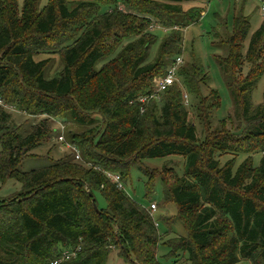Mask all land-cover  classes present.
<instances>
[{
	"label": "trees",
	"instance_id": "trees-1",
	"mask_svg": "<svg viewBox=\"0 0 264 264\" xmlns=\"http://www.w3.org/2000/svg\"><path fill=\"white\" fill-rule=\"evenodd\" d=\"M210 1L49 0L40 11L38 0H24L21 8L18 0H0V190L9 182L20 185L0 197V264H107L113 246L131 264H163L161 247L169 248L164 264H264V102L256 106L252 99L264 75V22L246 49L251 24L244 13L248 0H240L228 39L213 35L215 46L227 48L215 61L242 131L199 141L188 119V95L201 97L198 119L207 131L208 108L218 105L202 98L200 86L209 79L197 62L179 68L182 87L176 81L156 94L146 84L165 77L182 57L185 30L206 10L185 6ZM156 44L158 56L147 63ZM59 48L64 67L48 79L47 61L35 57ZM10 109L45 119L23 135ZM57 119L79 127L71 144L82 160L70 153L22 172L21 163L50 141ZM257 153L263 157L255 167ZM225 155L247 158L235 170V158L221 165ZM169 156L184 158L182 177L168 166L161 175L143 166ZM134 166L150 182L163 178L164 201L176 204L186 236L165 242L173 232L160 235L150 211L128 195ZM107 173L119 175L125 189ZM89 192L95 202L97 194L105 201L100 213ZM77 249L76 257L62 260L65 250Z\"/></svg>",
	"mask_w": 264,
	"mask_h": 264
},
{
	"label": "rangeland",
	"instance_id": "rangeland-1",
	"mask_svg": "<svg viewBox=\"0 0 264 264\" xmlns=\"http://www.w3.org/2000/svg\"><path fill=\"white\" fill-rule=\"evenodd\" d=\"M24 0H18L19 7L21 8ZM49 0H38L39 10L42 11L48 5ZM243 2L238 0L237 3L234 0H211L209 3H192L185 6V9L191 6H201L206 7L205 13L198 24L192 25L185 30L184 33V53L182 55L183 64L181 67L193 66L201 64L204 68L205 77L208 81L201 84V95L205 100L209 99L207 105H218L213 106L209 109L210 118V128L205 130L204 125L199 121V106L201 103V97L196 95H188L189 101V122L195 124L198 132L199 141L203 142L206 135H214L215 133H228L235 134L236 132L242 131L244 128L242 124L234 117V107L231 99L230 92L226 86L224 78L221 74L219 65L215 61V56H226L227 48L214 45L213 35L217 34L221 40L226 41L229 34H231V21L235 14L240 13V6ZM79 3L75 2L72 4L71 8H74ZM204 4V5H203ZM262 1L261 0H248L245 4V15L249 18L251 29L249 37L246 42V49L248 47L249 40L251 36L261 27L264 22V12L262 11ZM215 28V29H214ZM159 29V28H158ZM158 29H155L156 32ZM165 33V31H164ZM159 45L152 47L150 50V55L147 63H152L158 56ZM36 61H47L46 66V78L50 79L59 74L63 67V60L60 54V48L54 51H47L40 53L35 57ZM167 62L171 61V58H166ZM102 63L99 64V69L102 67ZM250 69V65L246 64L243 68L242 75L245 76ZM155 74V73H154ZM159 76V75H157ZM153 76L151 82L146 84L149 87H154L156 91V81L160 77ZM177 83L182 87L184 83V78L177 77ZM184 98H187V91L182 88ZM216 93V94H214ZM216 99H215V98ZM202 99V100H203ZM253 103L261 105L264 102V75L258 83L257 87L254 89L252 94ZM12 113L13 124L20 127V131L23 135H27L32 131V127L39 121L45 119V117H32L17 110H9ZM52 129L50 141L45 142L40 147L32 151L31 157L25 159L20 166L22 172H30L32 170L42 169L53 164L55 161L60 160L64 155L72 153L68 149L66 144H71V137L78 133L79 127L72 122L62 123L61 120H52ZM82 131V130H81ZM63 135L65 141L60 142L58 138ZM2 146L0 143V152ZM254 166L260 165L262 154H253ZM75 158V157H74ZM82 158V157H81ZM235 158V170L240 166V164L247 158L246 155L231 156L225 155L220 156L221 165H225ZM76 160V159H75ZM80 161V160H76ZM143 166L147 168L149 172L160 174L164 171L166 166L173 169L178 177H182L184 174L185 160L180 156H169L165 158H155L147 159L143 161ZM170 172L166 174L169 177ZM161 175V174H160ZM162 175H165L163 173ZM171 175V174H170ZM168 181L173 182L170 178ZM16 190H20V185L14 182H9L0 190V197L6 196ZM164 190L165 183L163 178L157 175L151 182L150 178L142 174L137 166L132 167L130 172V177L126 184V192L128 195L141 207L146 208L150 211V205L155 204L157 206V211L151 212L155 223L158 225V232L160 235H165L166 233L173 232L169 236L164 237V241L173 239L177 235L186 236L188 229L179 220V211L174 202L166 203L164 201ZM96 204L100 208L106 207L105 201L96 195ZM170 224L169 225L167 224ZM111 229H115L111 226ZM120 251L117 247L113 246L111 255L108 259L107 264H131L120 257ZM169 253V248L161 247L159 250V260L164 264L167 260L164 258Z\"/></svg>",
	"mask_w": 264,
	"mask_h": 264
},
{
	"label": "built area",
	"instance_id": "built-area-1",
	"mask_svg": "<svg viewBox=\"0 0 264 264\" xmlns=\"http://www.w3.org/2000/svg\"><path fill=\"white\" fill-rule=\"evenodd\" d=\"M262 1V11L264 12V1ZM183 64L182 58L178 57L172 64V66L168 69L167 74L165 77H162L156 81V94L161 93L165 91L167 88L172 86L177 81L178 71L181 65ZM3 105V102L0 100V106ZM58 140L60 142H64V136L61 135ZM68 149L72 151L74 154V157L76 160H82L81 153L79 149L72 144H66ZM107 177L110 178L114 183L117 184V187L120 189H125L124 185L121 183L120 176L117 174L107 173ZM157 210V206L155 204L150 205V211L155 212ZM80 249H77L75 251L65 250L62 254V260H69L71 258L76 257L77 252ZM54 264H58V262H55Z\"/></svg>",
	"mask_w": 264,
	"mask_h": 264
},
{
	"label": "water",
	"instance_id": "water-1",
	"mask_svg": "<svg viewBox=\"0 0 264 264\" xmlns=\"http://www.w3.org/2000/svg\"><path fill=\"white\" fill-rule=\"evenodd\" d=\"M89 195L92 198V203H93V207H94L95 211L100 213V210H99V208H98V206H97V204L95 202V199L93 198V194L91 192H89Z\"/></svg>",
	"mask_w": 264,
	"mask_h": 264
}]
</instances>
